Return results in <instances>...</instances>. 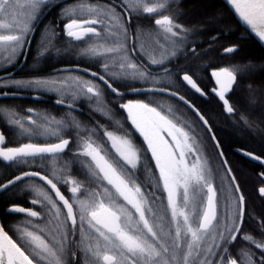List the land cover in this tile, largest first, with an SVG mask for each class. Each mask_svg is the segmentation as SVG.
<instances>
[{
    "label": "snow or ice",
    "instance_id": "1",
    "mask_svg": "<svg viewBox=\"0 0 264 264\" xmlns=\"http://www.w3.org/2000/svg\"><path fill=\"white\" fill-rule=\"evenodd\" d=\"M231 5L234 13L242 20L251 31L264 42V0H226ZM18 4V0H16ZM30 11L27 13V20L21 21L17 18L13 9V0H0V47H6L12 53L21 49L24 45V37L30 31L28 20L34 19L41 5H46L47 0H26ZM168 0H121V8L125 15L128 12L139 14H159L166 8ZM80 15H84V10L93 17L100 16L102 19L85 18L78 20L77 9H65L64 15L70 17V22L65 24V31L68 37L76 41L82 40L91 34L93 37L110 41V46L103 44H93L84 50L85 55L102 56L106 53H120L123 40L121 37L127 36V28L124 18L115 13L113 8H106L99 5L79 6ZM127 21L131 22V17L127 16ZM107 20L108 23H104ZM114 22V23H113ZM155 25L166 34L164 39L172 45V50L160 45L161 55L159 59H152L151 63L163 64L169 56L176 55V47L182 44L181 32H187L182 25L175 23L172 17L161 15L155 19ZM103 24L106 32L105 37L97 31L93 25ZM179 30V31H177ZM7 34H4V33ZM139 34V30H138ZM195 52V49H192ZM226 52L235 51L234 47H228ZM108 69V65H104ZM121 69L125 68L124 63H120ZM128 68L134 71L129 73L132 79H148L147 70H139L135 64H127ZM165 72L168 70L165 68ZM95 75V74H93ZM211 76L215 78L218 88H213L220 100L223 101L226 111L232 113L233 107L225 99V92L232 88L236 81L234 70L224 67L218 71H212ZM105 81L104 76L99 77ZM191 89L204 95L202 89L193 79L192 75L185 73L182 77ZM78 91L88 98L95 97L100 101L101 93L91 82L80 81ZM23 86V82H14ZM29 86L49 87L55 86L56 81L34 80L27 82ZM108 87L117 95L122 96L111 84ZM134 91L137 89H133ZM164 91L165 89H154ZM177 95V93H171ZM184 100L183 96L179 97ZM187 103V101H185ZM124 109L127 119L130 120L135 130L142 136L146 143L147 151L151 153V158L158 170L155 181H149L154 191H149L147 185L142 187L143 182H138L137 169L143 167L146 172H150L147 165H142L140 151L133 145L126 136H117L115 133L105 130L104 136L110 142L111 148L115 152V157L109 159L103 146L95 143L91 135L94 129H81L79 122L69 120L55 121L54 118L46 122L55 123L57 127L50 129L44 125H36V131H43L50 135H55L59 139L58 143L34 144L25 143L19 147H3L5 137L0 134V159L9 164H28L37 158L48 159L55 164L59 160L60 154L71 143L69 139H63L60 132L63 128L72 127L77 129L78 152L76 155L90 158V163L85 165L90 179L100 186L101 191L84 189L81 193L82 185L71 179H63L53 176L60 183L69 184V191L72 193V202L57 188L56 183L47 176H42L39 172H24L22 176H16L5 184H0V190L7 189L10 185L22 180L24 177L36 176L45 181L55 192V196L66 212L61 211L57 201L53 200L39 185L30 187L37 197H43V201L34 199L33 204L46 202V215L48 223L54 225L52 232L47 233L49 239H45L41 232L28 231L27 228L17 227L18 238L30 249L26 253L0 225V264H213L217 251L221 253L216 264H255L254 254L239 250L237 255L241 257L238 261L233 258L229 250V245L233 244L240 236L246 242L254 244L258 249L264 251V246L256 242L251 236L241 233L244 219V196L242 193L232 201L230 195L233 186H229L227 203L224 213L218 218L217 215V193L213 185L212 169L208 165L207 157L202 155L199 143L194 136H190L185 128L175 122L176 117L169 118V115L143 101H128L120 104ZM31 112L32 110L29 109ZM168 113L172 114L169 108ZM196 114L205 125L208 121L196 110ZM12 123L28 135L33 134L32 129H27L18 119H13ZM119 126V121L116 122ZM185 123L181 121V124ZM191 128V125H187ZM80 131H87L88 138L80 137ZM165 136L171 138V143ZM217 147H219L217 143ZM222 155V153H220ZM251 156V154H248ZM194 157V159H190ZM260 160V157H253ZM225 164L227 161L224 162ZM67 167V164L64 165ZM231 173V169H227ZM235 181V176H231ZM107 182L105 185L104 182ZM108 186H111V190ZM235 192H239V185L234 184ZM166 193L165 212L169 215L168 226L164 223V217L158 215L153 208L160 197L155 192ZM264 196V187L259 189ZM122 200L123 203H118ZM163 202V201H161ZM76 205L74 210L73 205ZM130 206L134 210H129ZM9 211L26 213L29 217H39L40 213L22 207L13 206ZM63 216V219H61ZM70 221V224L68 223ZM264 229V224L261 225ZM206 238L212 241L206 247ZM223 245V247H221ZM81 253L79 262L76 252ZM260 264H264V256L260 257Z\"/></svg>",
    "mask_w": 264,
    "mask_h": 264
},
{
    "label": "flooded vegetation",
    "instance_id": "2",
    "mask_svg": "<svg viewBox=\"0 0 264 264\" xmlns=\"http://www.w3.org/2000/svg\"><path fill=\"white\" fill-rule=\"evenodd\" d=\"M179 1L180 0H168L166 8L163 9L161 13L150 16L148 14L137 15L133 12H128L125 15L120 6L121 0H47V4L41 5L35 18L28 20V23L30 24V31L24 37L25 42L23 47L21 49H17L15 53H12L8 49L0 53V76L10 74L9 76L0 79V83H3V85L0 86V93L9 92L19 93L22 95L20 97H7L0 99V134H3L5 137L3 147H19L25 143L43 145L59 142V139L55 135H50L43 131H36V126L33 125L31 121H35L36 125H44L47 128L55 129L57 125L55 123H47L45 118L49 121L54 118L55 121H64L65 124H67L69 120H75L79 122L81 129H94L95 133L91 135V139L100 145L105 141L108 142L107 137L104 136L105 130L113 132L117 136H126L140 151L142 165H147L148 168L151 167L155 172H158L155 167V163L151 158V153L147 151L146 143L137 133L130 120L127 119V114L124 109L121 108L123 110L122 117L110 115L111 128H103L100 126V120L97 116L100 112L101 105L108 102V99H115L118 106L130 100H139L149 103L153 107H158V110L162 111L164 114L169 115L170 119L176 117L177 119H175V122L180 126H182V117L179 113L182 105L188 109L204 127L209 128L211 125V119H218L221 117L218 113L219 111L214 110L211 106V104H213L212 97L218 100L220 109L224 115H232L234 111L232 113H228L223 101L220 100L219 97L212 91L213 88H217L213 77L211 76V72L216 70L211 69L213 62V48L210 45L215 37L206 36V34L209 35L208 33L194 32L196 37H202L203 39L206 38L204 44L207 46L205 52L201 56V62L199 64L196 63L194 68L198 71H208L211 76V82L208 83V86L205 89H202L205 92L204 96L196 92L200 95L197 99V104L192 102V104L196 106L207 119L209 123L208 126H206L188 106L171 96L161 93L134 94L130 92L136 88L164 87L162 84H165L166 82L174 85L177 84L178 76L175 70L177 69L178 64L174 59L178 57L181 50V44H178L175 49L176 55L166 58L163 64L151 63V60L159 59L161 55L160 45H163L169 52L172 50V45L164 39L166 34H164L158 26L155 25L154 21L155 19L160 18L161 15H168L172 17L171 12L173 11L175 15L172 18L175 23L179 24L180 17L177 15ZM81 4L99 5L106 8H113L115 13L124 18V24L127 28V36L121 37L123 44L120 53H106L102 56L85 55L84 50L93 44L110 46V41L93 37L91 34L85 36L80 41H76L66 35L65 24L70 22L71 18L64 15L65 9L76 8L77 15L74 18L78 20L85 18L102 19L100 16L93 17L89 15L86 9L84 10V15H80L79 6ZM54 13H56V15L52 16ZM127 16L131 17L130 23L127 21ZM17 18L21 21L27 20V16H19ZM62 19L65 20V22ZM104 23H108V21L104 20ZM93 27L101 33V37L106 36L103 24L93 25ZM4 34L7 33L5 32ZM249 34V31L248 33L243 32L240 36L248 37ZM180 38L181 35L180 37H174L172 39L179 40ZM232 47H237L238 49V46ZM192 49H195V52H193ZM223 50L222 54H230L223 53ZM199 51L200 50L197 44L191 46L189 49V53L193 56L198 54ZM203 59H205L204 62ZM120 63L125 64L124 69L119 67ZM129 63L135 64L139 70H147L149 78L132 79L128 74L134 70L127 67V64ZM105 64L108 65L107 70L104 67ZM68 66H80L90 70V72L87 73L76 69L60 70L61 68ZM165 68L168 70L167 73L165 72ZM63 73H76V75H78L77 78H79L80 81L91 82L92 85L96 86L101 93L100 101L97 102L95 97L88 98L81 94L78 91L79 85L76 82V78L71 81V84L61 80L58 75ZM97 74L104 76L107 84L100 80V76ZM184 74L185 73H181L180 78ZM34 80H54L57 84L55 86H49L51 87L50 89L48 87L36 88L35 86H29L27 82ZM14 82H23V86H14L19 85ZM183 83L185 84V82ZM108 84H111L113 88L122 93V96H117L108 87ZM234 86L226 94V98L228 99L230 105L231 103L229 97L234 89ZM145 94L154 95L150 96V99H148V97L144 96ZM34 95H40L44 98L36 100L33 98ZM56 101L74 104L79 109L75 110L59 105ZM57 107L61 108L63 111H53V108ZM169 108L172 110V114L168 113ZM29 109L32 111L30 112ZM13 119L20 120L21 123L24 124L25 128L33 130V134L28 135L23 132L18 125L12 123ZM117 121H119V126L116 123ZM93 125L95 127H93ZM72 129L75 128H63L60 132V136L63 139H70L71 143L69 144L67 150L60 154L57 165H51V162L53 161L49 160L47 166H50L52 170L55 169V171L57 169H62V175L60 176L63 179H71L78 182H81L82 180L86 181V179L91 180L88 175L87 167L85 166L90 163V158L76 155L78 149L71 152L70 147L74 141V138H72L70 134V130ZM185 131L188 130L185 129ZM80 132V137L86 138L89 135L87 131ZM165 138L171 143L170 137L165 136ZM108 144L111 152L107 153L109 154L110 159H113L115 157V152L111 148L110 142H108ZM38 159L40 158H37L36 160ZM3 163L7 166L14 165L16 167L25 165L17 163L9 164L6 161H3ZM65 163L67 164V167L64 166ZM72 168L78 169L77 171L81 172L82 175L73 176L70 171ZM27 170L31 169L19 171L17 174ZM152 179L155 180V177ZM64 194L66 195V193Z\"/></svg>",
    "mask_w": 264,
    "mask_h": 264
},
{
    "label": "trees",
    "instance_id": "3",
    "mask_svg": "<svg viewBox=\"0 0 264 264\" xmlns=\"http://www.w3.org/2000/svg\"><path fill=\"white\" fill-rule=\"evenodd\" d=\"M177 10V15L180 17L179 24L188 29L187 32H181V38H183L184 42L181 44L178 57L174 59L178 64L175 70L178 82L175 85L169 82L162 85L196 103L200 95L182 82L180 74L188 73L192 75L202 89L208 86V83L211 82L210 73L208 71H198L194 68L196 63L199 64L201 62V56L207 48L206 44H204L206 38L196 37L194 32L208 33L209 35L206 34V36L215 37L212 40V44H210L213 48L211 69L228 67L235 71L236 84L229 97L230 103L234 107V113L232 115H224L218 100L212 97L213 104L211 106L214 110L219 111L218 113L221 117L210 120L211 125L209 128L211 129L204 127L182 105L179 114L185 123L181 125L188 130L190 136L195 137L202 150V155L207 157L208 165L212 169V182L218 193V218L224 213L223 201L228 202L229 186H233L230 193L233 202H235V198L240 193L244 196V219L241 233L251 236L256 242L264 246V229L261 228V225L264 224V196L259 192V188L264 185V179L260 176V173L264 174V167L247 159L235 150L236 148L244 149L264 158V46L251 34L248 37L240 36L243 32L248 33V30L223 0H180ZM218 14H221V16H218ZM54 15L56 13L52 16ZM171 15L174 17L173 11ZM208 18L211 20L208 21ZM63 21L65 22V20ZM196 44L200 51L193 56L189 53V49ZM232 46H238V49L230 54H222L223 49ZM152 95L154 94H145L144 96L150 99ZM107 101L101 105L97 116L100 120V126L103 128H111L110 115L118 117L123 115V110L118 106L115 99L111 98ZM53 111L63 110L57 107L53 108ZM189 124L191 128L187 127ZM93 127L95 126L93 125ZM77 131V129L70 130L71 137L74 138L70 147L71 152L78 149L79 138ZM79 135L81 136V132ZM217 143L219 147H217ZM101 145L110 159L108 153L111 151L108 142L105 141ZM190 159H194V157H190ZM48 161V159H38L16 167L14 165L7 166L0 159V184L16 175L19 171L26 169L36 170L50 177L72 202V193L68 190L69 184L57 181L56 176L52 174V168L47 166ZM225 161H227L226 164L224 163ZM229 168L231 173L227 171ZM149 169L150 172H146L143 168L137 169L136 174L139 177L138 182H143L142 187L147 185L149 191H154L149 181L156 182L152 178L157 177L158 172H155L151 167ZM77 170L75 168L70 169L71 174L73 176H81L82 173ZM56 175L61 177L62 169H57ZM231 176H235L234 182L231 180ZM79 183L82 185L81 193L78 194L81 197L85 194L84 189L101 191L100 186L92 180L86 179V181L82 180ZM33 184L39 185L53 200L57 201L46 183L36 178L22 180L7 190L0 192V221L27 253L30 252V249L18 238L17 227L27 228L28 231L44 229L45 231L40 234L44 235L45 239H49L47 233L52 232L54 227V225L48 223L46 202L31 203L34 199L43 201V197H37L30 187ZM104 184L106 185L107 182L105 181ZM234 184L239 185L238 193L234 190ZM108 187L111 190V186ZM155 195L160 197V201L156 202L153 211L163 216L164 222L168 226L170 217L165 212L166 200L164 198L166 193L157 191ZM117 202L123 203L122 200ZM57 205L61 207L62 213L66 212L59 201H57ZM13 206L36 211L40 213V216L29 217L26 213L9 211ZM73 206L76 210V205L74 204ZM127 207L133 212L135 217L134 210L130 206ZM61 219H63V216H61ZM68 223L70 224V221ZM209 241L211 240L206 238L205 247L211 244ZM241 249L253 253L255 264H260V257L264 256V251L238 236L237 240L229 245L232 257L238 261L241 260V257L237 253ZM80 255L81 253L77 251L78 262ZM220 255L221 253L217 251L216 259ZM216 259H213V264H216Z\"/></svg>",
    "mask_w": 264,
    "mask_h": 264
},
{
    "label": "water",
    "instance_id": "4",
    "mask_svg": "<svg viewBox=\"0 0 264 264\" xmlns=\"http://www.w3.org/2000/svg\"><path fill=\"white\" fill-rule=\"evenodd\" d=\"M230 8H231V5H229L227 2H226V0H223ZM231 10H232V8H231ZM233 11V10H232ZM234 12V11H233ZM237 16V15H236ZM238 17V16H237ZM239 19V18H238ZM240 20V19H239ZM241 21V20H240ZM241 23L248 29V31L250 32V34L251 35H253L263 46H264V42H262V41H260L259 39H258V37L251 31V29L245 24V23H243L242 21H241ZM235 48V51L237 50V47H234ZM234 52V51H233ZM223 53H228V52H226L225 50H223ZM68 69H76V70H81V71H84V72H87V73H89L90 72V70H88V69H86V68H83V67H80V66H68V67H63V68H61L60 70H68ZM219 69H216V70H213V71H218ZM10 74H6V75H2V76H0V79L1 78H3V77H6V76H9ZM98 75V74H97ZM98 76H100V75H98ZM194 79V78H193ZM195 80V79H194ZM213 80H214V82H215V78L213 77ZM105 81H106V79H105ZM236 82V81H235ZM197 83V82H196ZM186 84V83H185ZM198 84V83H197ZM216 84V83H215ZM235 84V83H234ZM234 84L232 85V87L234 86ZM187 85V84H186ZM188 86V85H187ZM198 86H199V84H198ZM216 86H217V88H218V85L216 84ZM188 87H190V86H188ZM200 87V86H199ZM191 88V87H190ZM201 88V87H200ZM137 90H131L130 92L131 93H134V94H142V93H161V94H164V95H168V96H171V97H173V98H175V99H177V100H179L180 102H182V103H184L186 106H188L195 114H196V110H198V108L196 107V106H194L193 104H192V102H190V100H188L186 97H184V100L182 101V100H180L179 99V97L180 96H182L181 94H179L178 92H176V91H173V90H171V89H168V88H164V87H146V88H136ZM154 89H165L164 91H157V90H154ZM202 89V88H201ZM232 89V88H231ZM230 89V90H231ZM193 91H195L194 89H192ZM203 91V90H202ZM196 92V91H195ZM229 91H227V92H225V99H227L226 98V94L228 93ZM171 93H177V95H172ZM198 93V92H197ZM203 93H204V95H205V92L203 91ZM199 94H201V93H199ZM216 96H218L216 93H214ZM202 95V94H201ZM204 95H202V96H204ZM20 96H22L21 94H19V93H9V92H4V93H0V99H3V98H7V97H20ZM34 99H36V100H39V99H43L44 97H42V96H40V95H34V97H33ZM228 100V99H227ZM185 101H187V103H185ZM56 103L57 104H59V105H62V106H65V107H68V108H71V109H75V110H77V109H79L77 106H75L74 104H71V103H66V102H62V101H56ZM228 103H229V101H228ZM198 112H199V114L200 115H202L203 116V114L198 110ZM197 115V114H196ZM197 117L199 118V116L197 115ZM204 117V116H203ZM200 119V118H199ZM204 119H206L205 117H204ZM207 120V119H206ZM202 121V120H201ZM203 122V121H202ZM209 124V123H208ZM208 124L206 125V126H208ZM138 133V132H137ZM139 134V133H138ZM140 135V134H139ZM141 136V135H140ZM141 138H142V136H141ZM70 140V139H69ZM56 143H58V142H56ZM69 146V145H68ZM67 149H65V151H66ZM239 154H241L242 156H244V157H246L247 159H249V160H251V161H253V162H255V163H257V164H260V165H262L263 167H264V158H262V157H260L261 159L260 160H257V159H254L253 157H259L258 155H256V154H254V153H251V152H249V151H247V150H244V149H240V148H236L235 149ZM251 154V156H249L248 154ZM2 160V159H1ZM24 172H39L42 176H47L46 174H44V173H42V172H40V171H36V170H27V171H24ZM24 172H22V173H19V174H17V175H15L14 177H12V178H10V179H8L7 181H5L4 183H2V184H5V183H7L9 180H12V179H15V177L16 176H22L23 175V173ZM260 176L264 179V174H262V173H260ZM48 177V176H47ZM27 178H36V179H38V180H40V181H43V180H41L40 179V177H36V176H29V177H24L22 180H24V179H27ZM49 179H51L50 177H48ZM22 180H20V181H22ZM20 181H17L15 184H17L18 182H20ZM43 182H45V181H43ZM54 183V182H53ZM15 184H13V185H15ZM13 185H10L8 188H10V187H12ZM48 186V188L51 190V192H52V194H53V196L58 200V198L55 196V192L51 189V187L49 186V185H47ZM261 187H264V186H261ZM260 187V188H261ZM7 188V189H8ZM57 188H59V190H60V192L65 196V198L66 199H68V197L63 193V191L60 189V187L57 185ZM259 188V189H260ZM7 189H4V190H0V192H3V191H5V190H7ZM217 193V192H216ZM59 201V200H58ZM60 202V201H59ZM69 202H70V200H69ZM61 204H62V202H60ZM75 210V209H74ZM0 225H2V223H1V221H0ZM5 231H7L6 229H5ZM8 232V231H7ZM8 234L10 235V236H12L9 232H8ZM13 238V237H12ZM14 239V238H13ZM15 240V239H14ZM17 242V241H16ZM18 243V242H17ZM19 244V243H18ZM27 253V252H26Z\"/></svg>",
    "mask_w": 264,
    "mask_h": 264
},
{
    "label": "rangeland",
    "instance_id": "5",
    "mask_svg": "<svg viewBox=\"0 0 264 264\" xmlns=\"http://www.w3.org/2000/svg\"><path fill=\"white\" fill-rule=\"evenodd\" d=\"M14 4L16 6L13 9V11L15 12L17 17H19V16H27V13H28L29 9L27 7L26 0H18V4L16 3V0H14ZM219 15L221 16V14H218V16ZM209 20H211V19L208 18V21ZM6 49H7L6 47H0V53L6 51ZM58 76H59V78L61 80L65 81L68 84H71L72 83L71 81L74 80L75 78H77L78 75H76V73H63V74H60ZM4 84H7V83H4ZM2 85H3V83H0V86H2ZM14 86L22 87L21 85H14ZM35 87L36 88H46V87H37V86H35ZM48 88L50 89L51 87H48ZM57 163H58V161H56L55 164H53V162H51V165H57ZM226 203L227 202H225V201H223V203H222L224 211H225ZM164 223L166 225V222H164ZM46 227H47V225H46ZM209 243H212V242L209 241Z\"/></svg>",
    "mask_w": 264,
    "mask_h": 264
},
{
    "label": "bare ground",
    "instance_id": "6",
    "mask_svg": "<svg viewBox=\"0 0 264 264\" xmlns=\"http://www.w3.org/2000/svg\"><path fill=\"white\" fill-rule=\"evenodd\" d=\"M239 18V17H238ZM242 21V20H241ZM243 22V21H242ZM244 23V22H243Z\"/></svg>",
    "mask_w": 264,
    "mask_h": 264
}]
</instances>
